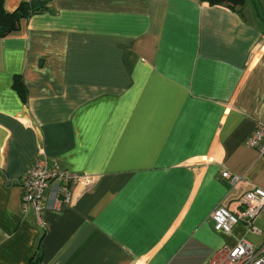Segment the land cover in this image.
I'll list each match as a JSON object with an SVG mask.
<instances>
[{
    "label": "crops",
    "instance_id": "crops-1",
    "mask_svg": "<svg viewBox=\"0 0 264 264\" xmlns=\"http://www.w3.org/2000/svg\"><path fill=\"white\" fill-rule=\"evenodd\" d=\"M44 1L0 37V264H207L241 238L260 249L264 212L259 232L229 234L211 213L264 188L245 144L264 120V0ZM40 153L95 176L45 226L22 200Z\"/></svg>",
    "mask_w": 264,
    "mask_h": 264
},
{
    "label": "built area",
    "instance_id": "built-area-1",
    "mask_svg": "<svg viewBox=\"0 0 264 264\" xmlns=\"http://www.w3.org/2000/svg\"><path fill=\"white\" fill-rule=\"evenodd\" d=\"M245 144L255 148L264 158V120L257 122ZM222 176L227 178L233 187L244 180L243 176L228 170H223ZM94 181L95 176L51 164L47 157L40 153L22 179L23 204L32 208L38 223L45 226L43 213L46 209L59 210L65 204H70L75 187L85 188ZM238 203L241 208L231 209L226 204H220L212 211L214 229L229 234L236 224L244 222L251 231L259 232L255 220L264 212V188L253 186L245 190L239 196ZM207 264H264V244L257 249L250 240L241 238L222 258L213 256Z\"/></svg>",
    "mask_w": 264,
    "mask_h": 264
},
{
    "label": "trees",
    "instance_id": "trees-1",
    "mask_svg": "<svg viewBox=\"0 0 264 264\" xmlns=\"http://www.w3.org/2000/svg\"><path fill=\"white\" fill-rule=\"evenodd\" d=\"M211 3H227L232 6L242 5L244 0H208ZM46 9L44 0L24 1L14 11H8L5 1L0 0V37H4L19 29L21 20L28 18L34 13ZM14 86L23 97L22 82L18 77L15 78Z\"/></svg>",
    "mask_w": 264,
    "mask_h": 264
}]
</instances>
